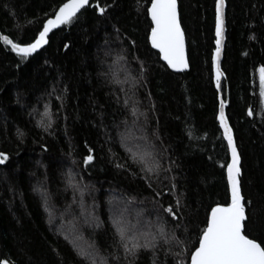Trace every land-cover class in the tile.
<instances>
[{
	"label": "trees",
	"instance_id": "16d2710c",
	"mask_svg": "<svg viewBox=\"0 0 264 264\" xmlns=\"http://www.w3.org/2000/svg\"><path fill=\"white\" fill-rule=\"evenodd\" d=\"M64 2L0 0V36L30 41ZM96 2L25 61L0 40V152L8 156L0 164V261L130 264L111 213L137 207L139 224L154 220L141 238L154 247L138 249L134 264H190L211 207L230 202L215 0H178L190 67L181 73L150 44V0H101L103 16ZM225 20L221 95L241 154L242 192L264 224V0H226ZM140 155L155 169L150 180ZM177 200L173 220L161 205ZM90 203L96 222L65 237L54 207L76 225L79 205ZM159 227L163 238L155 236Z\"/></svg>",
	"mask_w": 264,
	"mask_h": 264
},
{
	"label": "snow or ice",
	"instance_id": "6c2138e0",
	"mask_svg": "<svg viewBox=\"0 0 264 264\" xmlns=\"http://www.w3.org/2000/svg\"><path fill=\"white\" fill-rule=\"evenodd\" d=\"M89 5V0H66L62 3L52 16L43 23L42 30L30 38V41L14 42L8 35L0 36V40L5 45H10L11 50L20 57L21 61L27 60L32 54L36 53L42 46L48 44L49 33L62 25H70L78 20V13ZM226 0H215V56L216 63V83L221 87V72L219 58L221 45L224 38ZM95 10L101 16L108 11L101 0H97ZM151 17V28L148 39L151 46L157 49L159 55L171 69L182 71L189 67V59L186 54L185 31L182 27V20L178 11V0H150V7L146 9ZM135 43L134 41L132 42ZM68 47L67 44L64 45ZM261 95L264 96V66L259 69ZM253 116L251 109L247 113ZM219 121L223 128L224 139L227 140V147L231 154L230 161L226 164L227 186L230 190V202L217 204L211 207V211L206 217V227L198 237V246L194 251H189L190 264H264V234L253 236L252 230L259 227L264 233V224H257L251 211L252 201L246 199L242 192L241 175V154L238 150L234 138L233 129L229 125L228 117L225 115V101L220 102ZM50 126V125H49ZM89 149V153H91ZM8 159L4 152H0V164ZM135 159V156H134ZM94 160V156L89 154L83 158V164L89 165ZM142 170L145 172V179L150 180V174L155 171L148 166L149 162L144 155L139 156ZM124 167V165H117ZM151 187V183L148 184ZM174 187V186H173ZM161 195L160 192L155 193ZM179 200L175 206L169 205L162 211L167 213L173 220H178L177 209ZM117 231L121 239H126V229L119 220L115 221ZM126 259L131 257L130 264H134L137 250L141 248L154 247V244L147 238L144 243L134 242L131 245L123 244ZM81 255H84L81 252ZM0 264H10V261H0ZM14 264V262H12Z\"/></svg>",
	"mask_w": 264,
	"mask_h": 264
},
{
	"label": "rangeland",
	"instance_id": "374dc122",
	"mask_svg": "<svg viewBox=\"0 0 264 264\" xmlns=\"http://www.w3.org/2000/svg\"><path fill=\"white\" fill-rule=\"evenodd\" d=\"M134 139L133 136H131L128 133V144H126V146H130L131 144H133ZM151 148V144L148 141H145L142 145H141V149L143 151H147L148 149ZM118 203V202H115ZM79 207H81L79 209V211H77L78 214V222L79 224L73 225L72 221L69 222V220L66 218V211L62 210V209H57L54 207L55 209V220L58 219V223H60V225L65 226V228L63 229V233L64 236L67 238H71V236H78L79 232L81 233L82 230L84 229L83 227L85 226H91L90 224L93 225L94 222H96L97 217L92 215V212L89 210V208H93V203H90L89 206L85 207V205H79ZM134 207V206H131ZM59 210L61 212H59ZM114 212V213H113ZM113 212L111 213L112 216V224L117 228V225L115 223V221L119 220L120 223L124 226V228L126 229V243L131 245L134 242H138V243H143L141 238H142V231L144 230V227L146 229H153V224H151L153 221H147L144 223V225L142 223H138V221H136L135 219L137 218H141L139 210L137 209V207L134 208H129V209H123L122 207H119L116 210H113ZM69 214H73L72 212H69ZM126 216V217H124ZM124 217V218H123ZM82 225V226H81ZM146 225V226H145ZM77 227H80L77 229ZM93 227V226H92ZM119 233V232H118ZM157 233L155 236L158 238H163L164 234H163V228H157ZM154 234V231H153ZM120 235V234H119ZM147 236H150L149 233L146 234ZM72 241V240H71ZM96 257H98L96 255Z\"/></svg>",
	"mask_w": 264,
	"mask_h": 264
},
{
	"label": "water",
	"instance_id": "95a60500",
	"mask_svg": "<svg viewBox=\"0 0 264 264\" xmlns=\"http://www.w3.org/2000/svg\"><path fill=\"white\" fill-rule=\"evenodd\" d=\"M90 1L91 0H89V4H90ZM88 5H86L85 7H87ZM83 10V9H82ZM81 10V11H82ZM178 11H179V2H178ZM225 11H226V7H225ZM79 14V13H78ZM77 14V15H78ZM150 17V16H149ZM150 19H151V17H150ZM225 23H226V20H225ZM61 27V26H60ZM59 29V28H58ZM57 29H54L52 32H54V31H56ZM51 32V33H52ZM51 33H49V36L51 35ZM225 38H226V27H225V25H224V38H223V41H222V45H221V54H220V58H219V65H220V72H221V87H222V83H223V79H224V73H223V71H222V69H221V64H222V60H223V53H224V45H225ZM150 41V40H149ZM150 44H151V42H150ZM10 46V45H9ZM47 46V44L46 45H44V46H42L40 49H38L37 50V52L36 53H38V52H40L43 48H45ZM185 46H186V54H187V56H188V52H187V45H186V37H185ZM11 47V46H10ZM154 49V48H153ZM155 51H157L158 52V50L157 49H154ZM36 53H34V54H36ZM34 54H32V55H34ZM214 56H215V54H214ZM161 60L166 64V62L162 59V57H161ZM167 65V64H166ZM189 68L190 67H188L187 69H184V70H182V71H177V70H174V69H171L173 72H175V73H181V72H185V71H188L189 70ZM214 72H215V81H216V74H217V69H216V63L214 62ZM216 85H217V83H216ZM221 87H217V89H218V91H219V93H220V102H221V100H222V95H221ZM219 110H220V106H219ZM225 115H226V106H225ZM227 116V115H226ZM218 119H219V115H218ZM220 122V121H219ZM230 125V124H229ZM221 126V125H220ZM222 128V127H221ZM222 130H223V128H222ZM234 134V133H233ZM227 141V140H226ZM230 156H231V154H230ZM4 164V163H3Z\"/></svg>",
	"mask_w": 264,
	"mask_h": 264
}]
</instances>
